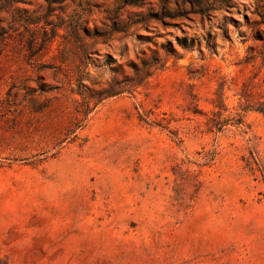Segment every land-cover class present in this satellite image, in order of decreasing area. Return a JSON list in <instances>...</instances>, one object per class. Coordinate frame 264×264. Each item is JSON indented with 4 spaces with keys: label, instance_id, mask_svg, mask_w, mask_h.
Listing matches in <instances>:
<instances>
[{
    "label": "rangeland",
    "instance_id": "374dc122",
    "mask_svg": "<svg viewBox=\"0 0 264 264\" xmlns=\"http://www.w3.org/2000/svg\"><path fill=\"white\" fill-rule=\"evenodd\" d=\"M0 264H264V0H0Z\"/></svg>",
    "mask_w": 264,
    "mask_h": 264
}]
</instances>
